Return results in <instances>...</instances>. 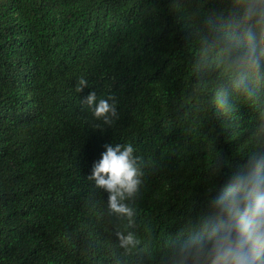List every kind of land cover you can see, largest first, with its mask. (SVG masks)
Returning a JSON list of instances; mask_svg holds the SVG:
<instances>
[{
  "label": "trees",
  "instance_id": "obj_1",
  "mask_svg": "<svg viewBox=\"0 0 264 264\" xmlns=\"http://www.w3.org/2000/svg\"><path fill=\"white\" fill-rule=\"evenodd\" d=\"M171 5L0 0V264H162L211 186V163L220 154L228 172L243 162L264 89L249 100L199 71L195 0ZM93 91L115 104L110 125L81 104ZM116 144L143 161L140 191L126 201L132 227L107 215V193L88 180ZM116 231L139 246L125 254Z\"/></svg>",
  "mask_w": 264,
  "mask_h": 264
},
{
  "label": "clouds",
  "instance_id": "obj_2",
  "mask_svg": "<svg viewBox=\"0 0 264 264\" xmlns=\"http://www.w3.org/2000/svg\"><path fill=\"white\" fill-rule=\"evenodd\" d=\"M184 2L172 0L171 6L179 10ZM195 3L202 20L198 70L215 71L219 80L253 99L264 89V0ZM87 86L81 78L77 91ZM220 96V108L229 111L228 94ZM80 102L105 125L117 116L115 104L97 101L95 91ZM241 160L228 172H224L227 161L220 154L211 163V186L171 241L162 264H264V121ZM142 167V158L134 155L130 144L105 145L88 177L94 188L107 193V215L126 218L128 227L133 226L136 213L126 201L140 191ZM221 177H226L222 185L218 183ZM115 236L125 254L140 244L131 232L116 231Z\"/></svg>",
  "mask_w": 264,
  "mask_h": 264
}]
</instances>
